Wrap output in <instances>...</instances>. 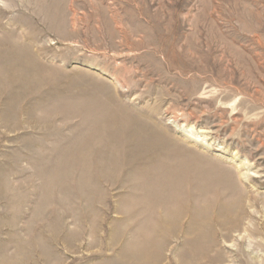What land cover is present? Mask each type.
I'll return each instance as SVG.
<instances>
[{
	"label": "rangeland",
	"instance_id": "obj_1",
	"mask_svg": "<svg viewBox=\"0 0 264 264\" xmlns=\"http://www.w3.org/2000/svg\"><path fill=\"white\" fill-rule=\"evenodd\" d=\"M0 264H264V0H0Z\"/></svg>",
	"mask_w": 264,
	"mask_h": 264
},
{
	"label": "bare ground",
	"instance_id": "obj_2",
	"mask_svg": "<svg viewBox=\"0 0 264 264\" xmlns=\"http://www.w3.org/2000/svg\"><path fill=\"white\" fill-rule=\"evenodd\" d=\"M228 213V212H227ZM220 216L223 218V216L225 217V216H227V220H226V222L225 223H222L221 222V224L222 225H224V226H227V227H230V228H232V229H236V227H235V225H236V218H235V216H234V214H226V212L225 211H222V212H220ZM230 216H232V217H230ZM227 224V225H226ZM224 226H222L223 228H224ZM248 240H250V238H248ZM251 247V244H249V248Z\"/></svg>",
	"mask_w": 264,
	"mask_h": 264
}]
</instances>
